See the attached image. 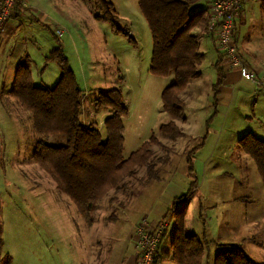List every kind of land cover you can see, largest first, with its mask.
<instances>
[{
	"label": "rangeland",
	"instance_id": "rangeland-1",
	"mask_svg": "<svg viewBox=\"0 0 264 264\" xmlns=\"http://www.w3.org/2000/svg\"><path fill=\"white\" fill-rule=\"evenodd\" d=\"M111 1L129 37L97 20L94 0H48L51 8L39 11L55 22L22 23L0 36V264H114L115 244L127 240L134 248L128 232L145 218L166 224L162 250L171 252L173 208L180 209L186 196L188 231L214 243L206 248L204 264H214L219 251L215 244L238 246L264 264V184L254 162L239 148L246 134L264 140V0L246 2L237 35L240 55L259 83L245 81L231 105L215 107L217 53L211 35H204L202 78L191 81L181 96L187 122H178L183 136L172 142L161 140L159 130L173 121L163 110L162 93L174 83V75L150 74L153 37L139 0ZM207 7V0H199L192 10ZM61 46L85 94L83 121L86 117L104 134L108 112L95 108L97 92L120 89L130 112L124 121V158L153 136L162 141L154 148L157 158L171 149L169 162L159 166L157 181H149L146 170L138 168L137 177L127 180L114 202L111 192L98 203L92 227L34 161L33 150L41 138L31 114L12 94L18 65L26 57L32 60L35 85L55 87L61 69L47 59ZM205 136L190 171L189 152ZM42 140L52 146L65 144L52 137ZM243 197L250 201L233 206L234 199ZM252 221L257 226L252 227ZM158 264L178 263L160 255Z\"/></svg>",
	"mask_w": 264,
	"mask_h": 264
},
{
	"label": "trees",
	"instance_id": "trees-1",
	"mask_svg": "<svg viewBox=\"0 0 264 264\" xmlns=\"http://www.w3.org/2000/svg\"><path fill=\"white\" fill-rule=\"evenodd\" d=\"M198 1L139 0L140 10L153 37L150 74L157 78L172 75L175 78L174 83L162 93L163 110L173 118L159 130L161 140L168 142L183 136L178 122L186 123L187 120L183 116L181 96L191 81L202 78L200 67L206 57L200 50V40L210 34L209 7L192 10ZM94 3L99 12L98 21L109 23L115 31L130 36L121 27L118 12L111 0H94ZM215 49L218 56L213 99L217 107L219 88L226 81L227 72L234 69L225 67L224 56ZM47 60L56 62L61 69V77L55 87L40 88L35 85L32 60L26 57L18 65L12 94L22 108L31 114L35 132L41 138L33 150L34 161L55 182L59 192L77 206L86 224L92 227L97 205L106 195L113 192L114 202L116 196L127 188V180L137 177L138 168L146 170L149 181H157L159 166L169 162L171 149L165 148L166 155L157 158L154 148L162 141L153 136L129 158H124V121L130 112L124 105L122 90L97 92L95 108L110 113L104 121L103 134L95 124L86 125L82 120L85 94L62 46L55 49ZM51 137L63 139L65 144L52 146L42 140ZM207 138L203 137L201 143L189 152L192 155L187 159L190 171L195 154L204 147ZM239 148L254 162L264 184V140L254 134H246L239 140ZM195 188L196 185L193 190ZM188 197L183 198L185 204L180 209H177V205L173 208L176 219L171 242L172 257L178 264H204L206 248L210 249L214 243L202 241L188 231ZM215 245L219 251L214 264H260L238 246ZM8 264L11 262L8 261Z\"/></svg>",
	"mask_w": 264,
	"mask_h": 264
},
{
	"label": "built area",
	"instance_id": "built-area-1",
	"mask_svg": "<svg viewBox=\"0 0 264 264\" xmlns=\"http://www.w3.org/2000/svg\"><path fill=\"white\" fill-rule=\"evenodd\" d=\"M209 3V33L218 52L224 56L225 67L237 69L241 79L259 83L255 73L242 59L237 44V24L248 0H207ZM20 0H0V36L7 29ZM59 33V31L57 32ZM144 219L138 227L139 247L138 264H158L160 261V244L166 231L162 223L153 232L147 229Z\"/></svg>",
	"mask_w": 264,
	"mask_h": 264
},
{
	"label": "crops",
	"instance_id": "crops-1",
	"mask_svg": "<svg viewBox=\"0 0 264 264\" xmlns=\"http://www.w3.org/2000/svg\"><path fill=\"white\" fill-rule=\"evenodd\" d=\"M43 8L44 9H50L51 8L48 5V0H20V6L16 10L15 14L13 15V18L10 20L8 27L6 29V33L8 31H11L12 28H15V29L21 28L22 23L33 24L32 23L33 21H37V22H41V23H46L47 21L52 22V23L55 22V19L52 16L48 15L46 12L42 13L39 11V9H43ZM33 9H36V10H33ZM242 16H243V14L241 13V16L238 20V27H239V22H242ZM212 44H213V41H212ZM213 46H214V44H213ZM214 49H215V46H214ZM215 51H216V49H215ZM216 53H217V51H216ZM217 56H218V53H217ZM216 60H217V58H216ZM127 72L130 73L129 68L127 69ZM242 84H246V82H245V80L241 79V76L237 70L227 72L226 81L219 88L220 94L217 98L218 106H222V105L229 106V105H231L232 101L237 96H239V93H238L239 90L238 89L241 87ZM109 115H110V113H107L105 116H109ZM84 123L86 125L90 124V122L87 120L86 117H85ZM195 191L199 192L198 188ZM242 201L249 202L250 198L249 197L236 198V199H234V205L233 206H238V204H240V202H242ZM145 219L147 220V223H148V227H147L148 229L147 230L149 232H153L156 229L158 223H155V222L150 223V222H148L147 218H145ZM118 220H119V218H116V221H118ZM253 220L254 221L256 220V222H257L259 220V218H254ZM254 221H252V223H253L252 227L257 226V224H255ZM136 226H137V228H136ZM136 226L134 227V229L131 232H128V236H127L128 239L132 238V240L134 242L133 243L134 248L127 240H123L122 242L115 244L114 250L112 251V257H113L112 261L114 264H138L139 263V259H138L139 258L138 254L140 251L139 235H138L139 224ZM135 228H136V231H135ZM174 230H175V227H174ZM248 230H249V228H248ZM236 231H239V227L236 229ZM166 234H167V229L164 233L163 238L166 236ZM121 237L123 238V236H121ZM124 237H125V235H124ZM163 238H162V240H163ZM172 240H171V242H172ZM162 245L163 244L161 241V244H160L161 258L166 257L170 261V257H172V250H171V252L165 253L162 250ZM130 248H133L134 251H130ZM251 251L253 252L252 248H251ZM247 255L251 259L254 260V258L251 256L252 254H250V252Z\"/></svg>",
	"mask_w": 264,
	"mask_h": 264
}]
</instances>
